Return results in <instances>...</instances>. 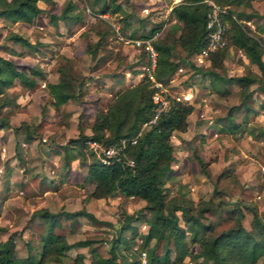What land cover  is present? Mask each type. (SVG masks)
I'll return each instance as SVG.
<instances>
[{"label":"rangeland","instance_id":"obj_1","mask_svg":"<svg viewBox=\"0 0 264 264\" xmlns=\"http://www.w3.org/2000/svg\"><path fill=\"white\" fill-rule=\"evenodd\" d=\"M64 1L38 0L43 10L30 22L0 18V55L14 63L7 72L13 75L20 70L27 76V81L14 76L13 83L6 87L11 101L0 113V120L6 116L0 126V241L11 237L12 255L24 256L26 241L35 243L43 229V219L36 213L38 209L55 212L85 208L96 220L87 215H79L74 220L61 217L55 230L64 233L68 241L89 238L108 243L124 215L144 204L138 196L119 192L100 198L87 195L94 183L86 181L85 174L87 164L95 155L85 143L80 146L67 142L77 136L79 129L90 133L94 112L103 108L116 91L136 83L144 74L150 77L153 86L158 82L153 92L167 103L170 96L193 103L186 129L175 130L171 136L174 159L170 171L162 176L168 197L181 192L194 201H207L211 209L205 216L216 222V229L232 223V219H227L226 209L236 201L263 210L264 91L254 90L247 98L252 110L246 116L245 109L234 111L232 119L238 128H232L223 115L256 83L242 87L235 81L215 78L206 70L210 66L207 54L198 51L184 60L185 52L179 45L171 51L177 67L166 81L156 80L147 69L144 48L134 42L138 34L160 22L154 34L156 38L164 37L174 21L170 8L178 0H106L118 5L120 10L96 15L85 7V0H74L75 9H84V19L69 24L50 15L58 13ZM251 2L264 15V0ZM100 3L97 0L95 7ZM124 13L128 14L125 21L121 19ZM246 23L264 38V29L258 28L263 23L261 16ZM9 31L21 34L35 46L6 38ZM97 31H106V34L91 55L86 51V44L98 38ZM67 59L77 77L84 81V93L55 107L46 83L58 80L57 67L67 63ZM216 70L223 76L258 73L257 66L243 50L234 46L227 47L223 67ZM23 122L32 132L28 140L22 132ZM242 209L245 213L242 222L250 227L251 212L246 206ZM131 223L140 232L146 230L143 220ZM122 233L129 237L131 229L126 228ZM135 240L133 247L138 245L140 237L136 236ZM186 247L187 253L171 252L170 264H198L193 257L198 243L186 242ZM161 249L159 244L157 251ZM86 251V246H76L66 252L73 257L77 252ZM134 256L141 264L142 251L138 255L129 253L128 260ZM89 259L86 253L85 260ZM47 264L63 263L57 260ZM259 264H264V257Z\"/></svg>","mask_w":264,"mask_h":264},{"label":"trees","instance_id":"obj_2","mask_svg":"<svg viewBox=\"0 0 264 264\" xmlns=\"http://www.w3.org/2000/svg\"><path fill=\"white\" fill-rule=\"evenodd\" d=\"M96 1L85 0V7L93 15L120 10L118 5H112L106 0H100V6L95 7ZM213 1L225 8L222 16L228 22V27L225 44L206 55L210 63L206 70L215 78H221L225 82L235 81L242 87L256 83L255 87L245 90L239 103L231 105L223 115L232 128H238V123L232 119L234 111L245 109L246 116L252 110L247 98L254 90L264 91V38L246 23L253 17L261 16L263 23L258 28L263 30L264 15L255 9L251 0ZM37 2L38 0H0V18L30 22L43 10ZM75 8L74 0H65L59 12L50 15L52 18H61L66 24L83 20L84 9ZM209 8L207 0H178L172 4L170 14L174 21L170 23L168 33L152 41L157 50V62L152 72L154 79L166 81L177 67V61L171 59V51L176 45L183 48L184 60H187L188 56L197 53L205 44ZM127 16L124 13L121 19L125 21ZM97 19L104 22L101 17ZM160 26L161 22L138 36L149 37ZM96 34L98 38L93 43L86 44V51L91 55L95 54L106 31H97ZM6 38L23 45L35 46V43L15 31H9ZM229 46L242 49L257 66L258 73L221 75L216 68L223 67V57ZM143 53L145 54L144 51ZM13 67L12 60L0 55V113L11 101L6 95V87L13 83L14 76L18 75L21 80L27 81L26 74L20 70L9 75L7 70ZM57 69L58 80L46 83L50 101L55 107L70 98L78 99L84 93V81L77 77L69 59ZM154 89L153 81L144 74L136 83L116 91L103 108L94 112L89 126L90 133L79 129L77 136L67 140L68 144L81 146L85 139L94 138L105 145H111L119 143L122 138L136 136L135 142H125L118 153L119 158H113L108 163H102L96 158L90 161L85 180L94 183L92 190L88 191L89 196L100 198L119 192L125 196H138L144 200V204L136 211L124 215L123 222L119 228H115L116 234L108 243L89 238L68 241L64 233L55 230L60 225L61 217L74 220L79 215H87L96 220L85 208L55 212L38 209L36 213L43 219L44 227L35 243L32 240L26 241V254L14 257L11 237H6L0 241V264H47L57 260L63 264L65 260H68L67 264H139L136 256L129 261L128 254L132 252L138 255L141 251L145 252V264H170L173 262L172 251L187 253L186 242L198 243V250L193 255L198 264H259L264 257V209L259 210L256 205L236 201L226 209L227 219H232V223L216 229V222L205 216L211 209L207 201H194L181 192L168 197L162 176L170 169L174 159L171 136L175 130L186 129L187 115L192 111L193 103L170 96L168 108L154 122L143 125L153 114L155 102L151 95ZM3 118L6 119V116ZM3 118L0 126L5 120ZM22 124L25 125L22 131L24 138L28 140L32 132L27 130V123ZM127 159H132L133 163L128 164ZM242 206H246L251 212L250 227L242 222L245 214ZM139 219L147 225L143 232L138 231L135 224H130ZM126 228L131 229L129 237L122 233ZM136 236L140 237V241L133 247ZM159 244L162 249L158 252ZM76 246H86L87 251L77 252L73 257L67 255L66 251ZM86 253L90 255L88 261L85 260Z\"/></svg>","mask_w":264,"mask_h":264},{"label":"built area","instance_id":"obj_3","mask_svg":"<svg viewBox=\"0 0 264 264\" xmlns=\"http://www.w3.org/2000/svg\"><path fill=\"white\" fill-rule=\"evenodd\" d=\"M207 2L210 5V8L207 11L206 19L207 40L205 44L199 49V53L202 55H206L210 51L215 50L216 48L225 44L226 29L228 27V22L222 16V12L225 11V8L215 3L213 0H207ZM155 38L156 35L152 34L149 37H139L134 39L136 44L142 45L147 54V69L149 70V74L150 72L152 74L157 62V50L152 43ZM154 84L157 86L158 82H155ZM184 96L186 98L188 93L184 94ZM151 97L155 102L153 114L150 119L143 123V125L154 122L158 115L162 111H165L169 106V103H167L166 99L160 97L157 92H153ZM127 140L133 143L136 141V136H133L129 139L122 138L119 143L111 145H105L101 141L94 138H87L85 139L84 143L86 147L95 155L97 160L102 163H108L113 158H119L118 153L123 149ZM126 162L128 164L133 163L132 159H127ZM141 261V264L146 263L144 251H142Z\"/></svg>","mask_w":264,"mask_h":264},{"label":"crops","instance_id":"obj_4","mask_svg":"<svg viewBox=\"0 0 264 264\" xmlns=\"http://www.w3.org/2000/svg\"><path fill=\"white\" fill-rule=\"evenodd\" d=\"M136 74H137V76H139V75H138V72H137ZM136 74H135V75H136ZM137 80H138V79H137Z\"/></svg>","mask_w":264,"mask_h":264}]
</instances>
